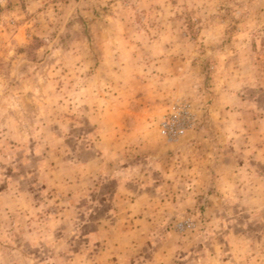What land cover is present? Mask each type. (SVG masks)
Listing matches in <instances>:
<instances>
[{
    "label": "rangeland",
    "instance_id": "obj_1",
    "mask_svg": "<svg viewBox=\"0 0 264 264\" xmlns=\"http://www.w3.org/2000/svg\"><path fill=\"white\" fill-rule=\"evenodd\" d=\"M180 104L181 139L248 164L243 203L182 172ZM200 254L264 264V0H0V264Z\"/></svg>",
    "mask_w": 264,
    "mask_h": 264
},
{
    "label": "crops",
    "instance_id": "obj_2",
    "mask_svg": "<svg viewBox=\"0 0 264 264\" xmlns=\"http://www.w3.org/2000/svg\"><path fill=\"white\" fill-rule=\"evenodd\" d=\"M204 128L207 129L210 127L207 126ZM190 135H192V133ZM195 136L196 135H192L190 138H194ZM187 141H190L188 137L187 139H180L172 142V144L177 145V150L180 152L182 160H185V162L189 164L186 169L183 168L182 172H186V175L190 180L193 179L195 184L198 182L197 187L201 186L200 182H202L201 180H204L205 187L201 186L204 188V192L209 193V191H212L215 195L224 194L225 196H232L236 190L235 194L240 195V200L243 203L246 200L245 187L241 186L239 180L246 176L245 171H247L246 168L248 167V164H245L240 159L238 153L237 155L236 153H230L227 147L220 149L222 142L217 139L210 141V144H208V146L211 147L212 143H215V146L210 151L198 149V141H190L189 144ZM189 149H191L192 152H188L187 150ZM242 151L246 152L247 150L244 149ZM239 160L240 162H238ZM248 173L250 174V172ZM199 190L201 191V188ZM241 196H244V198L241 199ZM208 205V209H214L216 207L221 208V206L218 205L214 207L212 203ZM209 220L210 222L207 224L210 225L215 224L214 222L218 221L216 217H210ZM193 257L194 260L191 261V264H208L213 258V256L211 257V255L208 256L205 254L193 255ZM238 257L239 255L235 258L238 259ZM262 261L263 260L258 262V264H261Z\"/></svg>",
    "mask_w": 264,
    "mask_h": 264
},
{
    "label": "built area",
    "instance_id": "obj_3",
    "mask_svg": "<svg viewBox=\"0 0 264 264\" xmlns=\"http://www.w3.org/2000/svg\"><path fill=\"white\" fill-rule=\"evenodd\" d=\"M196 116L187 104H180L167 113L160 122L161 135L169 142L180 140L196 126Z\"/></svg>",
    "mask_w": 264,
    "mask_h": 264
}]
</instances>
